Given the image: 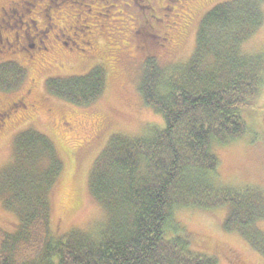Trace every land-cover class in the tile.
<instances>
[{
	"label": "trees",
	"instance_id": "trees-1",
	"mask_svg": "<svg viewBox=\"0 0 264 264\" xmlns=\"http://www.w3.org/2000/svg\"><path fill=\"white\" fill-rule=\"evenodd\" d=\"M263 6L264 0L220 3L201 20L184 65L169 70L155 58L144 62L139 91L165 126L150 138L114 135L99 154L88 180L91 197L107 215L98 237L72 232L52 240L50 201L64 163L50 138L19 133L13 142L15 170L0 186L18 226L11 232L0 228V264H216L189 251L188 236L166 237V228L176 231L173 213L182 207H228L224 228L264 248V235L254 230L264 217V194L219 186L212 151L213 144L244 134L241 110L255 108L260 95L264 58L242 49L263 24ZM7 69L0 72V84L10 87L23 73L16 65ZM47 86L69 103L87 105L103 95L106 74L96 66L84 75L51 79Z\"/></svg>",
	"mask_w": 264,
	"mask_h": 264
},
{
	"label": "rangeland",
	"instance_id": "rangeland-1",
	"mask_svg": "<svg viewBox=\"0 0 264 264\" xmlns=\"http://www.w3.org/2000/svg\"><path fill=\"white\" fill-rule=\"evenodd\" d=\"M226 1L230 0H0L7 13L0 10L7 38L15 32L21 35V28L28 35L38 33L35 27L41 33L51 23L47 50L34 52L35 60L26 52L8 51L0 57V72L16 65L23 73L10 87L0 84V110L10 115L0 127V186L3 176L15 170L13 142L19 133L36 131L52 140L64 163L50 201L53 241L72 232L96 238L104 231L107 215L88 190L96 159L114 135L150 138L165 126L139 91L144 62L155 58L169 70L184 65L194 52L201 20ZM242 50L249 57L264 58V20ZM96 66L105 70L106 88L90 104L69 103L47 86L51 79L84 75ZM17 101L22 103L12 107ZM240 115L244 134L223 145L213 144L219 162L217 184L264 194V77L255 108L242 109ZM229 214L228 207L176 208V231L166 228V237L188 236V250L214 258L216 264H264V248L224 228ZM17 226L16 213L0 196V228L11 232ZM254 230L264 235V217Z\"/></svg>",
	"mask_w": 264,
	"mask_h": 264
},
{
	"label": "flooded vegetation",
	"instance_id": "flooded-vegetation-1",
	"mask_svg": "<svg viewBox=\"0 0 264 264\" xmlns=\"http://www.w3.org/2000/svg\"><path fill=\"white\" fill-rule=\"evenodd\" d=\"M133 1H135V0H133ZM148 1H151V0H148ZM0 10L2 12L6 13L4 8L0 7ZM20 24H21V26L26 25L27 27H29L26 23L20 22ZM50 24L51 23H48L46 30H43L41 32L44 34L43 37L37 38L39 36V34H41V33H40V30L37 27H35V29L38 31V33L28 35L26 33L27 31H24L21 28L22 34L20 35L19 32L14 31L15 32L14 37H12V39H10V38H7L6 36H4V31H5L6 27H4L0 23V57L1 58L4 57L5 53L8 51H10V53H12V54L13 53L26 52L27 54H29V58H28L29 60H35L32 57L34 55V52H38L40 50H42V51L47 50L44 43H45V40L47 38L46 32L48 31V27ZM156 24H157V22H156ZM54 28H55V26H54ZM85 28L87 29L88 27H85ZM50 32H52V30ZM35 39H38L39 42H36ZM56 39H58V38H56ZM59 40L60 39H58V41ZM165 40H167V38ZM40 43L42 45H40ZM85 45L89 46L90 43L86 42ZM12 103H13L12 107H14V106H18L19 104H21L22 101H17V102H12ZM9 118H10V115H9L8 111L5 112L3 110H0V127L2 126V123H5L6 120H9Z\"/></svg>",
	"mask_w": 264,
	"mask_h": 264
}]
</instances>
